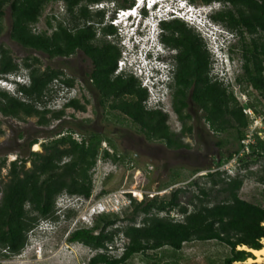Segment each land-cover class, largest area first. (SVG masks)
Instances as JSON below:
<instances>
[{
  "label": "trees",
  "instance_id": "16d2710c",
  "mask_svg": "<svg viewBox=\"0 0 264 264\" xmlns=\"http://www.w3.org/2000/svg\"><path fill=\"white\" fill-rule=\"evenodd\" d=\"M53 1L56 0H0V34L3 30L5 9L8 8L11 16V39L23 48L44 53L50 59H68L79 49L84 50L95 65L92 75L95 82L93 91L97 93L98 101L106 104L104 109L110 113L107 107L110 103V109L120 110L125 116L124 119L133 123L147 142L157 141L170 149L188 148L180 138L191 134L192 126L184 127L182 136H177L170 131L167 115L162 110L149 109L146 106L148 91L142 88L136 77L122 74L117 79L112 78L117 69L120 51L110 46L101 51L93 46L92 41L96 36L94 29L78 24L82 19L91 18L87 8H79L81 0H62L65 2V14L73 26L57 20L55 25L48 22L52 29L51 34L34 32L33 26L39 22L44 7ZM195 1L190 0L191 3ZM199 1L204 5L221 3L224 8L215 12L212 20L224 24L241 38L244 33L252 37H264V0ZM160 26L167 32L163 38L167 45L183 47L176 57L181 61V68L175 77L178 84L184 86V92L192 87L193 76L196 74L197 79H201L203 74L207 78L211 71L209 52L205 48L200 49L198 43L201 37L187 29L184 22L172 20L163 22ZM106 31L115 32V29ZM259 39H253L251 47L244 46L238 50L244 61V80L239 78L238 82L245 81L264 98V42ZM40 65L41 61L32 56L24 58L19 64L9 49L0 46L2 78L8 80L10 76L23 72L28 78V83L17 84L14 94L0 90V114L15 119L36 117L39 126L47 127L53 121L62 123L67 108L84 112L86 104L75 98L67 101L60 110L52 111L47 108L45 99L53 85L59 83L63 87L72 88L75 79L66 77L61 68L42 69ZM125 93L129 95L127 100L112 98ZM183 96L186 97L185 94ZM191 98L204 108L206 119L216 133L233 129L236 130L238 139L245 137V130L250 121L243 112L244 106L238 104L235 96L222 83H210L207 79L203 85L196 84ZM184 105L182 104L183 107ZM256 113L259 114L257 110ZM103 136L102 133L90 131L88 136L78 141L68 132L42 144V153L30 152L29 158H17L12 161L6 181L1 179L0 174V247L4 250L0 256L11 258L20 255L32 230L42 221L57 219L56 202L61 195L85 199L92 196V170L101 155ZM35 144H38L37 139L30 140L28 148ZM109 144L115 148L112 142ZM223 144L222 140L217 142L218 147ZM250 149L253 158L263 157L264 140H259L255 146L250 145ZM232 156L230 153L224 158L220 157L216 165L220 166ZM102 157L113 162L122 159L116 152L111 154L108 150H103ZM28 162L31 164L30 168L26 167ZM5 166L6 159L0 165V172ZM207 175L212 178L213 187L221 184L220 191L226 194V200L216 204L203 202L201 196L208 197L204 188H199V194L195 197L200 203H194L191 211L180 205L179 194L182 190L171 193L168 200L137 202L132 199V215L126 219L128 224L115 226L122 220L104 216L92 228L75 229L69 234L68 241L81 243L96 251L88 264H126L134 255L156 251L166 246L179 251L185 243L193 241H218L225 244L231 250V256L226 259L225 264H245L254 256L246 250H237V247L245 246L252 250H260L263 247L264 207L238 196V191L243 185L241 178H221L219 173ZM261 181L264 184V177ZM172 210L182 213L183 219L159 216V213L168 214ZM141 215L142 218L137 223ZM113 226L114 230L111 229ZM117 235L126 238L127 242L119 256H112L109 254V247L115 243Z\"/></svg>",
  "mask_w": 264,
  "mask_h": 264
},
{
  "label": "rangeland",
  "instance_id": "374dc122",
  "mask_svg": "<svg viewBox=\"0 0 264 264\" xmlns=\"http://www.w3.org/2000/svg\"><path fill=\"white\" fill-rule=\"evenodd\" d=\"M171 3H181L182 9L198 12L201 16L198 23L187 24L181 18L173 20L184 22L187 29L203 38L206 45L205 50L210 52V49H207V43H210V48L216 41V37H212L211 31H208L212 24L216 26L217 30H227L224 24L211 21L212 15L224 6L220 3L204 5L199 0L193 3L190 0H171ZM64 5L65 2L62 0L48 3L44 7L39 22L33 26L34 32L51 34L52 29L48 26V22L55 25L57 20L64 21L65 25L70 27L73 26L65 14ZM109 16L111 15L109 14ZM206 16L211 22L208 24V30L202 21ZM2 24L0 46L9 49L16 62L20 64L26 57H36L41 61L42 69L46 67L61 68L66 77L75 79L72 88L63 87L59 83L53 85L45 99L47 108L52 111L60 110L67 101L75 98L82 104H86V110L81 112L67 108L62 123L53 121L47 127L39 126L36 117L15 119L0 114V165L6 159V166L2 167L0 172L1 179L6 181L9 164L12 161L17 158H29L30 152L42 153L44 151L42 144L49 143L68 132H71L78 141L88 136L90 131L104 133L100 154L102 155L103 150H108L111 154L115 151L122 159L113 162L111 159L101 158L100 155L92 170V196L88 200H83L61 195L56 202L57 219L48 221V223L41 222L29 233L27 245L22 253L11 258L0 256V264H88L96 251L81 243H70L68 237L71 232L78 228H90L104 216L109 219L115 217L122 220L115 226L128 224L126 219L132 215V199L137 202L152 199L168 200L171 193L182 190L179 194L180 205L191 211L194 203H200L199 199L195 197L199 194V188H204L208 192V197L201 196L203 202L216 204L226 200V194L220 191L221 184L213 187L212 178L207 175L208 173L215 175L219 173L221 178H241L243 185L238 191V196L264 207V184L261 181L264 177V156L255 159L251 156L250 149V145L255 146L259 140H264V98L262 94L251 89L245 81L238 82L239 78L244 80L242 69L244 61L238 50L244 46L251 47L253 39L260 38L259 40L264 42L263 36L252 37L244 33L241 38L240 35L228 31L232 35L230 45L231 48L233 47V51H229L225 57L216 54V59L209 53L211 69L209 76L212 80H217L227 87L235 96L238 104L244 106V109L249 113L247 116L250 122L245 130V137L238 139L236 130L233 129L217 134L210 139L207 138L205 142L194 140L191 135H183L180 141L189 147L176 152L157 141L142 142L136 136L139 134L138 129L132 126L130 130L133 136L126 133L124 139L113 142L116 149L110 146L108 137H106L112 129L111 121L106 116L108 111L104 109L96 112L91 92L88 93L82 88L78 76L80 64L76 54L68 59H50L44 53L25 49L14 42L10 36L11 16L8 8L5 9ZM78 24L82 25V21H79ZM129 47L124 49L127 51ZM163 49L162 53L166 56L162 53L161 55L169 61L168 70H173L172 74H175L173 57L178 53V50L171 52L169 49ZM127 59L129 61V58ZM19 76L28 83L25 72ZM148 85L151 87L149 83ZM172 85L173 83L155 88L154 91L147 90L149 94L147 107L149 109H153L154 106L163 108L164 111L159 108L156 110H162L167 115L168 125L176 133L179 124L171 108ZM0 90L11 94L15 93V87L9 81L7 86L0 87ZM256 110L259 114L256 113ZM33 139L38 140V150L34 149L36 144L28 148V142ZM220 140L224 141L222 147L217 146V142ZM230 153L233 156L229 160H225L220 166L216 165L220 157L224 158ZM242 159L243 162H241ZM30 166L31 164L28 162L26 167L30 168ZM135 191L140 192L142 196L135 195ZM93 208L97 209L96 211L100 215L90 217L88 211ZM102 211H104L103 214H101ZM159 216H169L176 220L183 219L182 213L178 210H172L168 214L159 213ZM141 218L142 215L138 217L137 223ZM115 226L111 229L114 230ZM125 242H127L126 238L117 235L115 243L109 247V249L111 248L109 254L119 256ZM237 250H240L239 247ZM230 256V248L218 241H193L185 243L179 251L166 246L156 251L134 255L126 264H225L226 259ZM251 264H264V259Z\"/></svg>",
  "mask_w": 264,
  "mask_h": 264
},
{
  "label": "clouds",
  "instance_id": "9594fccd",
  "mask_svg": "<svg viewBox=\"0 0 264 264\" xmlns=\"http://www.w3.org/2000/svg\"><path fill=\"white\" fill-rule=\"evenodd\" d=\"M130 3L131 7L124 9L125 14L123 15L119 14V9L115 8L114 5L109 9V14L112 15L109 25L115 28V35L122 49L120 59L125 61L122 73L136 77L141 83L142 88L148 91L150 89L154 91L155 88L165 87L166 85L174 83V74H169V61L164 58L166 55L162 53V51L164 50L163 48H165L169 49L171 52H176L177 48L170 47V45H167L163 41L167 32L157 24L163 21H172L177 18H181L187 24L198 23L201 16L198 12L194 13L182 9L181 3H171V0H130ZM105 7L108 9L107 4ZM207 16L203 18L202 21L205 28L208 30V24L211 22H209ZM211 21L214 22L213 20ZM208 31H211L212 37H216V41L213 42L209 52L210 55L212 54L215 59L216 54H219L221 57L225 54L228 55L229 51H232L230 45V38H232V35L228 33V31H231L229 29L217 30L216 26L213 24ZM126 47H129L127 51L124 49ZM161 53L165 56H162ZM177 54H175L174 57H176ZM127 58H129V61ZM155 59H160L164 63L167 62L166 64L168 67L158 69L152 64ZM150 68L153 69L154 72H151ZM164 70L166 71L164 72ZM10 77H14V83L9 79H3L0 74V87L7 86L9 81L16 89L17 84L23 83L19 75ZM148 83L151 87H149ZM148 101L146 102V106ZM64 195L70 198L88 200L79 196ZM103 213L104 211H102L101 214ZM88 214L90 217L100 215L94 208L90 209ZM42 222L48 223V221ZM93 226L94 225L90 226V228ZM1 251L2 253L4 252L0 247V253Z\"/></svg>",
  "mask_w": 264,
  "mask_h": 264
},
{
  "label": "flooded vegetation",
  "instance_id": "af4514ba",
  "mask_svg": "<svg viewBox=\"0 0 264 264\" xmlns=\"http://www.w3.org/2000/svg\"><path fill=\"white\" fill-rule=\"evenodd\" d=\"M108 5V9L105 7V5ZM131 3H129V0H81L79 3V8L84 9L87 8L88 11L91 14V18L89 19H82V26L85 25L88 26L91 29H94L95 31V39L92 41V44L94 47H96L98 50L103 51L106 46L110 47H116L120 51V58L122 55V49L118 42V39L116 38V31L115 32H107L106 30L115 29L113 26L109 25V21L112 18V15L109 16V9L112 5L115 6L117 9H128L130 8ZM99 15H102L101 17ZM198 46L200 49L204 50L205 43L203 41V38H201L200 42L198 43ZM183 49L182 46L177 47L178 54ZM76 56L79 60L80 64V72L78 74L79 81L81 83V86L84 90H87V92H91L93 99H94V108L96 112H99L100 110H104V106L106 104H101V102L98 101L97 93L93 91L95 87V82L93 80V70H94V63L90 59V57L86 54V52L82 49H79L76 53ZM177 57V56H176ZM174 57V63H175V74L179 73V69L181 68V61L176 59ZM118 59V61L120 60ZM123 73H116V71L112 74L113 79H117L120 77ZM174 74V73H173ZM174 74V75H175ZM199 77V76H198ZM175 81L172 85V89L174 91V95L171 97V108L172 112L174 113L176 120L179 124V127L177 129V136H182V132L184 127L186 126H192L193 131L191 135L194 140H202L203 142L206 141L207 138L214 137L217 134L212 128L210 123L206 119V112L204 111V108L197 102H195L191 98V94L193 92V89H195L196 84H204V81L207 79L209 82H218L217 80H212L209 76V73L207 75V78H205V75H201V79H197V74L192 80V87H189L188 89L183 90V85L178 84V79L174 76ZM186 83V82H185ZM187 84V83H186ZM186 95L184 97L183 95ZM176 95V97H175ZM113 99H123L127 100L129 98L128 94H123L118 97H112ZM182 104H185L184 107ZM108 109L110 110V113L108 112V115H106L111 121L112 129L109 131L108 142H115V140H121L125 138V134L129 133L131 134L130 127H135L133 123L128 122V120L124 119V114L121 113L120 110L116 109H110V103L108 104ZM147 108V107H146ZM148 109V108H147ZM118 119L116 120V118ZM168 124V122H167ZM169 126V125H168ZM170 131L171 127L169 126ZM173 132V131H172ZM104 134V133H102ZM133 136V135H132ZM137 138L140 139L142 142L146 141V138L143 136V134H136ZM188 136V135H187ZM165 145V144H164ZM116 149V147H115ZM184 151H187L186 149H183ZM172 151L179 152L180 149H174ZM115 152V151H114Z\"/></svg>",
  "mask_w": 264,
  "mask_h": 264
},
{
  "label": "bare ground",
  "instance_id": "6f19581e",
  "mask_svg": "<svg viewBox=\"0 0 264 264\" xmlns=\"http://www.w3.org/2000/svg\"><path fill=\"white\" fill-rule=\"evenodd\" d=\"M163 22H166V21H163ZM163 22H160V23H158L157 25L160 27V24L161 23H163ZM212 41V40H211ZM210 43H207V49H210L211 50V48L212 47H210L209 48V45ZM225 56H227V54H225V55H223L222 57H225ZM174 60V59H173ZM173 60H172V64H173ZM226 62V61H225ZM152 64L154 65V66H156L158 69H160V68H163V67H168V65L166 64V63H164V62H162L160 59H155L153 62H152ZM151 69V68H150ZM172 71L173 70H169V74H172ZM151 72H154L153 71V69H151ZM9 80L11 81V82H15L14 80V77H10L9 78ZM23 83H21V84H24L25 83V80H23L22 81ZM34 149L35 150H38L39 149V146H38V144H36L35 146H34ZM135 195H137V196H139V197H141L142 196V194L140 193V192H136L135 191ZM97 210V209H96ZM239 249L240 250H246V251H248V252H250L253 256H254V258H249L245 263H247V264H251V263H253V262H261L263 259H264V245H263V247L260 249V250H252V249H248L247 247H245V246H239Z\"/></svg>",
  "mask_w": 264,
  "mask_h": 264
},
{
  "label": "built area",
  "instance_id": "2783aa9c",
  "mask_svg": "<svg viewBox=\"0 0 264 264\" xmlns=\"http://www.w3.org/2000/svg\"><path fill=\"white\" fill-rule=\"evenodd\" d=\"M119 14L123 15L125 14V10L124 9H119ZM124 65H125V61L123 59H120L117 63V69H116V73L120 74L122 73L123 69H124ZM162 109L164 111L163 108L159 107V106H154L153 109ZM243 112L246 114V115H249V113L243 109ZM96 210V209H95Z\"/></svg>",
  "mask_w": 264,
  "mask_h": 264
}]
</instances>
